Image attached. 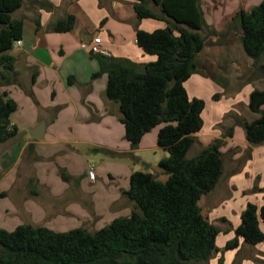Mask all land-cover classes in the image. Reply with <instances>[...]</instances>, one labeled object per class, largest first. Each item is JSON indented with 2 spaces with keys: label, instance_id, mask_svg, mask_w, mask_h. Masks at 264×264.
Segmentation results:
<instances>
[{
  "label": "crops",
  "instance_id": "1",
  "mask_svg": "<svg viewBox=\"0 0 264 264\" xmlns=\"http://www.w3.org/2000/svg\"><path fill=\"white\" fill-rule=\"evenodd\" d=\"M262 1L200 0L206 41L196 59L197 71L185 84L191 99L206 103L204 127L194 135L197 142L188 157L215 140L224 142L223 175L199 202L205 218L220 229L216 243L222 244L221 251L236 237L248 204H255L259 214L264 206V192H252L264 188V144L251 146L237 123L259 117L249 104L254 90H264V77L256 76L254 61L240 40V24L234 20L241 9L249 12ZM134 5L135 0H23L13 13L14 19L24 21L23 47L9 52L15 58L14 72L10 82L0 80V93H8L18 105L11 117L18 134L0 144V229L11 232L24 225L58 233L75 229L94 233L132 215L135 203L125 193L134 173L168 179L159 169V162L168 157L158 144L162 126L133 149L120 106L107 97L108 75L93 78L100 63L81 47L98 37L108 58L140 65L154 62L156 57L139 47L137 32H154L167 24L139 20ZM71 16L75 25L70 31L53 30V24ZM234 66L240 76L228 74ZM236 81L240 85L234 87ZM41 125L44 130L37 132ZM91 163L95 182L88 176ZM143 163L150 166L147 171ZM260 228L264 233L262 220ZM263 245L246 244L241 237L237 249L215 254L210 264H220L222 256L224 264H257L264 261Z\"/></svg>",
  "mask_w": 264,
  "mask_h": 264
},
{
  "label": "trees",
  "instance_id": "2",
  "mask_svg": "<svg viewBox=\"0 0 264 264\" xmlns=\"http://www.w3.org/2000/svg\"><path fill=\"white\" fill-rule=\"evenodd\" d=\"M22 6L23 0H0V80L6 83L15 64L9 52L23 37L24 21L14 19L13 13ZM134 6L139 20L167 24L154 32H137L139 47L156 60L147 64L146 73H140V64L129 59L96 55L101 69L93 78L108 75L107 97L119 104L133 149L147 133L162 126L158 144L168 157L159 162V169L168 179L163 182L150 172L134 173L125 193L135 203L132 215L94 233L84 229L58 233L24 225L11 232L0 229V264H210L213 256L221 253L216 245L220 229L205 218L199 202L223 175L224 142L215 140L188 157L197 142L194 135L204 127L206 107L204 100L191 99L185 87L197 71L196 59L206 41L201 33L206 22L200 0H135ZM234 20L240 24L245 54L258 73L264 67V0L249 12L241 9ZM74 25L71 16L52 28L67 32ZM263 107L264 90L256 89L249 109L259 117L252 122L237 120L251 146L264 144ZM17 109L8 93H0V144L18 134L11 122ZM252 192H264V188ZM261 220L264 223V206L259 214L258 207L249 203L236 237L224 251L237 249L241 237L249 245L263 243ZM219 263L224 264L223 256Z\"/></svg>",
  "mask_w": 264,
  "mask_h": 264
},
{
  "label": "built area",
  "instance_id": "3",
  "mask_svg": "<svg viewBox=\"0 0 264 264\" xmlns=\"http://www.w3.org/2000/svg\"><path fill=\"white\" fill-rule=\"evenodd\" d=\"M102 39L94 38L89 44H82V48H88L90 52L94 55L104 56L107 55V52L102 48ZM23 47V41L19 40L14 43L13 48H21ZM88 176L91 182L96 181V173H95V165L93 163L90 164L88 170Z\"/></svg>",
  "mask_w": 264,
  "mask_h": 264
},
{
  "label": "rangeland",
  "instance_id": "4",
  "mask_svg": "<svg viewBox=\"0 0 264 264\" xmlns=\"http://www.w3.org/2000/svg\"><path fill=\"white\" fill-rule=\"evenodd\" d=\"M238 68V66H234L233 68H229V70H228V74L229 75H231V74H234V73H236V75H241V74H238L235 70ZM243 68H244V66L242 67V70H243ZM241 70V71H242ZM241 71H239V72H241ZM256 74V73H255ZM262 74H264V72L263 71H258V73H257V75L256 76H258V77H261L262 76ZM255 77V76H254ZM240 85V81H236L235 82V86L234 87H237V86H239ZM197 151H196V149H194L191 153H190V157L189 158H191V157H194V155H195V153H196ZM197 155V154H196ZM216 245H218V249L219 248H221L222 247V244L220 243V241L218 240V242L216 243ZM251 248H253V250L255 251V249H257V247H255V246H251ZM259 248V247H258ZM260 250H261V248H260ZM263 250H264V245H263ZM221 252H225L224 251V249L221 251ZM263 256H264V254H262ZM225 259L227 260V256H225ZM257 264H264V261H261V260H257Z\"/></svg>",
  "mask_w": 264,
  "mask_h": 264
},
{
  "label": "water",
  "instance_id": "5",
  "mask_svg": "<svg viewBox=\"0 0 264 264\" xmlns=\"http://www.w3.org/2000/svg\"><path fill=\"white\" fill-rule=\"evenodd\" d=\"M3 67V65L1 66V68ZM262 71L264 72V67H262ZM139 72L140 73H146L147 72V65L145 64H141L140 65V68H139ZM44 130V126L41 125L39 128H37V132H42ZM31 134L33 135V133L31 132ZM33 137L37 138V139H40L41 136H36V135H33ZM143 167L145 168L144 170L147 171L149 169V165L143 163Z\"/></svg>",
  "mask_w": 264,
  "mask_h": 264
}]
</instances>
